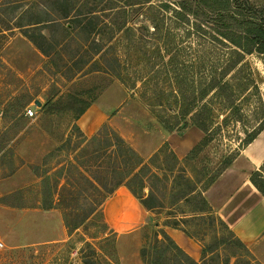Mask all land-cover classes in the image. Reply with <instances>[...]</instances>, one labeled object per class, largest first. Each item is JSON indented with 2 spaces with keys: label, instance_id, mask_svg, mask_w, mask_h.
<instances>
[{
  "label": "rangeland",
  "instance_id": "1",
  "mask_svg": "<svg viewBox=\"0 0 264 264\" xmlns=\"http://www.w3.org/2000/svg\"><path fill=\"white\" fill-rule=\"evenodd\" d=\"M129 1L0 0V175L14 166L12 175L21 168L31 172L27 157L44 138L55 143L44 157L60 149L48 165L53 175L59 162L72 158L70 146L79 141L73 137L68 148L67 134L92 104L113 117L109 126L144 162L156 155L150 165L157 175L150 180L157 197L153 212L146 213L121 186L75 228L66 227L58 208L40 206V180L35 175L24 184L0 183V264H115V259L120 264L116 239L122 203L128 217L141 215L135 236L150 264L160 250L153 234L164 230L168 219L197 245V260L190 257L196 264H264V235L247 247L214 213L199 212L205 207L200 195L204 198L224 161L240 155L247 134L264 128V55H246L239 79L230 80L236 85L250 73L238 97L239 121H233V110H223L213 100L212 118L220 135L191 159L189 152L203 140V133L194 127L169 131L160 121L173 126L189 103L194 110L200 105L199 41L194 33L185 36V29L175 36L161 35L137 6L127 9L130 31L113 28L117 10ZM161 1L153 0L154 12ZM249 1L264 8V0ZM9 103L16 107L8 108ZM27 108L34 111L33 117L25 116ZM189 188L193 195L182 199ZM163 249L158 264H178L175 253L166 245ZM124 254L130 258L131 252Z\"/></svg>",
  "mask_w": 264,
  "mask_h": 264
},
{
  "label": "trees",
  "instance_id": "2",
  "mask_svg": "<svg viewBox=\"0 0 264 264\" xmlns=\"http://www.w3.org/2000/svg\"><path fill=\"white\" fill-rule=\"evenodd\" d=\"M129 2L117 10L119 17L111 24L113 28L120 26L121 30L130 31L131 27L126 21L127 9L137 6L145 10L150 22L156 23L154 31L157 29L161 35L172 36L175 31L185 29V36L194 33L199 41V49L202 53L199 67L202 76L198 95L200 105L194 110L193 102L189 103L186 112L177 116L178 122L173 126L167 120L160 121L169 131L175 128L194 127L203 133V140L189 152L190 158L194 159L214 139L215 134L220 135V127L214 126L213 123L211 108L213 100L217 101L221 109L233 110V114L231 113L233 121L238 122L240 119L237 112L238 97L246 90L243 81L246 83L250 81L248 78L250 73L244 78L241 77L242 82L236 85L230 83V80L237 76L239 79L242 73L240 67L246 55L252 53L264 55V8H257L249 0H163L157 5L158 12H154L153 0ZM150 15L153 17L152 20ZM29 41L43 54L30 39ZM215 44L222 48L215 47ZM160 60L163 61V58ZM177 65L176 62L174 68L177 69ZM7 107L13 109L16 106L9 103ZM263 129V127L256 128L247 134L244 140H241L242 146L245 145V148L253 142ZM73 137L79 142L71 147L70 141ZM67 140L68 148L70 146L68 156L70 154L73 156L71 159L59 162V168L53 175H50L48 165L50 159L59 152V148H56L55 154L46 155L41 165L30 166L31 172L40 180L38 195L41 200L38 203L43 209L58 208L63 214L66 227L75 228L81 225L121 186L127 187L146 211L153 212L156 209L153 202H157V197L150 185V180L157 178L150 165L155 154L144 162L108 124L100 127L89 137L76 126L68 132ZM169 154L177 161L173 153L169 151ZM232 161L233 159L224 161L220 174L231 165ZM16 169L17 167L14 166L8 174L0 175V179L12 175ZM168 172L172 173L173 169H169ZM263 175L264 162L251 174L250 181L264 196ZM193 193L194 191L189 188L182 199L188 200ZM200 199L205 207L199 212L206 210L211 212L203 196L200 195ZM76 210H85V213L76 214L74 213ZM164 226L181 230L188 235L177 223L169 219ZM113 232L115 236L111 240L114 243L117 229ZM153 237L154 242L159 246L157 249L162 248L161 251L155 252V264H158L166 252L163 249L164 245L175 253L173 258L178 264H196L164 230H157ZM115 252L114 247V254ZM139 254L144 264H150L145 260L144 248L141 247ZM115 264H119L116 259Z\"/></svg>",
  "mask_w": 264,
  "mask_h": 264
},
{
  "label": "crops",
  "instance_id": "3",
  "mask_svg": "<svg viewBox=\"0 0 264 264\" xmlns=\"http://www.w3.org/2000/svg\"><path fill=\"white\" fill-rule=\"evenodd\" d=\"M112 120L113 117L99 105L92 104L77 120V127L84 135L91 136L103 125H109ZM43 140V144L27 157L28 164L38 165L45 153L55 147V143L52 144L48 138ZM263 162L264 130L253 142L242 149L240 155L204 193L211 212L247 247L253 246L264 235V196L250 181L252 171L260 167ZM34 178V174L27 168H21L0 183L11 185L13 182L19 184L23 181L24 184V180L29 182ZM125 209L127 207L125 208L122 203L121 223L116 239L120 264H143L139 254V243L135 236V226L139 225L141 215L136 213L133 218H130L124 212ZM144 211L147 213L145 209ZM163 229L182 251L197 260V245L191 238L177 229L168 227ZM125 252H131L130 258L125 256Z\"/></svg>",
  "mask_w": 264,
  "mask_h": 264
},
{
  "label": "built area",
  "instance_id": "4",
  "mask_svg": "<svg viewBox=\"0 0 264 264\" xmlns=\"http://www.w3.org/2000/svg\"><path fill=\"white\" fill-rule=\"evenodd\" d=\"M34 111L31 108H27L25 111V116L27 117H33ZM3 247V242L0 241V249Z\"/></svg>",
  "mask_w": 264,
  "mask_h": 264
},
{
  "label": "water",
  "instance_id": "5",
  "mask_svg": "<svg viewBox=\"0 0 264 264\" xmlns=\"http://www.w3.org/2000/svg\"><path fill=\"white\" fill-rule=\"evenodd\" d=\"M34 104H35L36 106H40V105H41L38 101H35Z\"/></svg>",
  "mask_w": 264,
  "mask_h": 264
}]
</instances>
